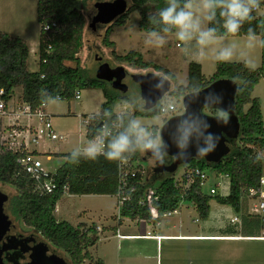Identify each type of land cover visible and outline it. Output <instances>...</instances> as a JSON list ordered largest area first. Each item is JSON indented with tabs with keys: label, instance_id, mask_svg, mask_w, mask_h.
I'll use <instances>...</instances> for the list:
<instances>
[{
	"label": "trees",
	"instance_id": "1",
	"mask_svg": "<svg viewBox=\"0 0 264 264\" xmlns=\"http://www.w3.org/2000/svg\"><path fill=\"white\" fill-rule=\"evenodd\" d=\"M77 1L79 0H36V17L40 26L36 72L27 70L29 57L27 42L0 32V91L3 92L0 100H11L15 96V89H20L18 100L28 104L34 111L42 104L46 105L49 101L56 100L57 97H60V101H71L77 92L100 90L104 98L100 113L89 117L86 125V138L91 140L98 134L100 125L110 126L111 123L119 121L122 131L128 122L140 113L135 110L130 114L124 113L118 119L113 107L116 103L127 102L128 97L112 90L107 83L97 80L95 76L90 77L80 66L79 53L83 46L86 20L74 7ZM187 2L189 0H179L180 7H184ZM129 3L127 10L106 28L101 43L111 50V56L120 64L126 63L133 69L161 70L152 63L143 62L141 55L136 52L117 56L114 51L115 45L110 42L109 37L115 28L127 24L133 12L140 15L141 31L156 35L174 34L176 28L165 25L159 16L160 11L168 6V0H129ZM263 8L264 0H261L258 9ZM223 25L224 18L220 16V9H217L216 17L208 21V29H215L214 37H248L249 30L259 37L260 67L253 70L245 63L218 62L212 77L206 79L201 73L200 65L191 64L186 85L179 86L170 93V96L178 101L185 95L202 90L219 79L236 82L240 86L234 102V114L240 124L237 145L236 142L232 145L236 147L232 148L230 154L218 164L208 165L203 160H192L185 166L181 180H176L174 174H154V178L161 179V183L153 194L149 193L144 176L138 174L135 181L141 184L136 186L135 193L121 206L119 213L121 218L156 224L162 214L178 210L183 202H188L195 206L200 219H207L211 197L201 193L200 180L195 178L194 182L185 188L188 184L186 172L191 167L203 172L211 168L217 175L229 179L228 194L224 197L215 195L214 199L217 204L227 206L235 213H240L241 199L246 196L247 191L258 187L263 177L261 154L264 153V126L260 103L258 99L252 98L251 94L255 85L264 78V15L251 13V19L242 22L241 28L235 34L228 33ZM46 26L49 27L48 31H44ZM166 28L168 31H165ZM48 48L50 53L46 54ZM66 63H72L74 66H68ZM164 73L174 79L167 70H164ZM246 107L248 108L245 109ZM211 113L212 115L209 116H218L216 110H211ZM145 115L157 116L158 110L154 108ZM150 133L159 137L155 127L151 128ZM27 153L0 151V185L10 186L16 191V195L9 202V211L13 217L53 249L62 251L67 256L69 264L85 262L102 264L101 261L94 260L88 252L99 241L97 229L86 228L83 224L74 227L66 222H58L54 217L56 204L65 194L114 197L119 188L120 161L129 159L130 164H133L137 170L143 171L138 163L142 152L136 150L126 153L124 158L118 161H109L103 155L92 161L80 154L77 157L79 164L71 163L72 154H65L63 164L53 175L57 189L52 194L41 192L37 188L38 183L18 165L17 160ZM65 157L69 159L66 161ZM164 160L165 165L171 163V159L167 156H164ZM152 210L157 213L158 218L151 217ZM252 221L257 229H261L258 218L248 214L242 217L244 225Z\"/></svg>",
	"mask_w": 264,
	"mask_h": 264
},
{
	"label": "rangeland",
	"instance_id": "2",
	"mask_svg": "<svg viewBox=\"0 0 264 264\" xmlns=\"http://www.w3.org/2000/svg\"><path fill=\"white\" fill-rule=\"evenodd\" d=\"M25 1L26 10L22 12V21L24 22V28L30 32L28 36L29 43L27 42L29 47L27 70L29 72H36L38 70L36 0ZM113 1L114 0H79L75 4L74 7L77 8L81 14H83L86 20L83 34V46L79 53L80 66L87 71L90 77L95 76L100 63H107L111 68L122 67L126 74L125 80L122 83L127 87L125 95L128 97V101L116 103L113 107V112H125L130 114L137 110L140 115L137 116L135 120L139 122V124L148 132H150L151 128L155 127L159 134V130L164 124V121L171 118L172 113L164 117L159 115L147 117L145 115L146 112L140 110L138 106L140 93L137 82L142 75L153 74L170 81V90L164 95L161 102L174 104L176 107L174 115H179L183 112L182 98L177 101L170 96V93L176 90L179 86L186 85L188 70L191 64L200 65L202 75L206 79H210L215 72L216 64L218 62H225L217 60L218 53L224 48L231 47L233 49V55L231 59L225 63H245L248 68L253 70L260 67V39L257 36H255V40L252 41L253 47L251 48L248 47L249 39L244 37H214L211 42L201 46L197 43L195 34L192 40L180 41L177 38V29L175 33L171 35H153L141 31L139 28L140 15L137 12H133L130 15L129 20L124 27L115 28L111 32L109 40L114 43V51L117 56H125L129 52H136L141 55L143 62L152 63L161 68V70L156 71L153 68L145 70L133 69L126 63L120 64L111 56V50L105 48L101 43L104 32L109 25H99L94 21L97 16L96 6ZM125 1L127 2V6H130L129 0ZM190 2L192 4L190 10L193 11L194 18L200 20V27L202 30H207L208 21L206 17L208 13L202 8L201 0H191ZM0 9L3 10V14L8 11L4 7H0ZM3 14L0 15V32L6 33L9 27L17 26L18 23L13 18L12 14ZM260 14L264 15V8L259 9L257 15ZM1 21L5 23V26H3ZM161 40H163L162 44L160 43ZM97 59H100V61L98 62ZM66 64L68 66H74L72 63ZM164 70H167L174 77V79L167 76L164 73ZM19 95L20 89H15L14 97L17 98ZM79 95L80 100H52L46 105V112L51 116V124L54 131L57 134L64 135L65 140H45L44 142H39L38 146H33V144L30 146L31 150H37L39 152L40 155L38 158L42 164V169L50 174H55L59 167L63 164V156L65 154H72L76 150H79L82 154L83 148L90 141L85 138V122L82 115H88L89 117L92 113H95L100 101L103 99V95L100 90L80 91ZM251 97L258 99L260 103L261 116L264 126V78L255 85ZM247 108L248 107L245 109ZM203 113L206 115H212L211 110L209 109H204ZM217 114L219 116L218 111ZM234 147L236 146H231V149ZM261 156L262 175L264 177V153H262ZM138 163L143 169L144 179L148 183V191L152 194L161 183V179L154 178V161L153 159L146 157L144 152H142ZM185 169V166L177 168L174 173L176 180H181L180 178ZM205 175L206 180L201 186V193L205 196L211 197L209 201L210 213L208 218L200 219L196 210L188 202H183L177 210V212H182L185 222L184 228L188 231H196L204 224V222L212 223L213 215L220 209L218 204L215 202V196L209 195L210 189L216 191V196L224 197L228 193L229 179L227 177L217 175L211 168H207L205 170ZM222 185L226 186L225 190L221 187ZM187 187L188 184L185 188ZM0 192L6 199L5 206L7 208V214L11 221L15 222L16 219L9 211V202L10 199L16 195V191L10 186L0 185ZM241 203H246V209L247 205L250 204L246 197L241 199ZM118 214L119 211L116 208V199L113 196L93 198L69 196L65 194L56 204L54 217L58 222H66L74 227L77 226L78 223H85L88 226H92L93 224L105 226L108 223H111V216H118ZM230 218L240 219L239 214L234 211H231ZM162 219L164 222H168L170 220L168 217ZM19 223L22 226L21 222ZM254 224V221L247 223L251 230L256 228ZM259 232H261V230H259ZM199 246L202 251V255H204L205 258L203 259L204 264H226L225 262H222L224 261L223 258H226L227 262L230 264H264V241L221 244L204 243ZM50 248L69 262L67 256L62 251L55 250L51 246ZM219 248H224L225 252L231 253L233 258L224 252L223 254L220 253L222 251H220ZM98 249H100V244ZM96 251L95 248L90 251L93 257L97 254ZM84 264L88 263L85 262Z\"/></svg>",
	"mask_w": 264,
	"mask_h": 264
},
{
	"label": "water",
	"instance_id": "3",
	"mask_svg": "<svg viewBox=\"0 0 264 264\" xmlns=\"http://www.w3.org/2000/svg\"><path fill=\"white\" fill-rule=\"evenodd\" d=\"M97 16L94 21L99 25H110L114 20L127 10L125 0H114L96 6ZM98 62L100 59H97ZM126 74L122 67L111 68L107 63H101L95 73L97 80L103 81L109 87L121 94L127 92V87L121 81ZM137 85L139 87L138 106L140 110L148 112L155 108L166 93L170 90V81L153 74L142 75ZM240 86L229 79H219L212 82L202 90L189 93L182 97L183 112L166 120L159 130V137L163 142L161 152L171 159L168 165L161 164L153 154L144 152L145 156L153 159V174L173 175L180 166L188 165L192 160H203L206 164H218L228 156L231 146L235 144L240 134V124L234 114L235 96ZM204 109L224 110L228 112L227 123L219 116H209L203 113ZM195 121L204 132V137L211 135L214 149L206 156L199 155L200 148H206L207 144L203 137L193 136L185 148L178 146L179 136L177 128L182 121ZM204 125H207L205 128ZM6 199L0 192V229L9 226L8 214L6 211ZM40 238L39 236H36ZM41 239V238H40ZM37 251L33 252V262L30 264H69L63 257L54 250H50L46 242L39 243ZM0 258V264H3Z\"/></svg>",
	"mask_w": 264,
	"mask_h": 264
},
{
	"label": "crops",
	"instance_id": "4",
	"mask_svg": "<svg viewBox=\"0 0 264 264\" xmlns=\"http://www.w3.org/2000/svg\"><path fill=\"white\" fill-rule=\"evenodd\" d=\"M0 7H4L8 10L5 14H3V10L0 9V15L12 14L13 18L18 23L17 26L9 27L6 34L11 37L24 39L29 43L28 36L30 32L24 28V22L22 21V12L26 10V1H0ZM1 23L5 26L3 21H1ZM37 28L39 37L40 26L38 23ZM242 37L248 38L245 36ZM11 100L18 101V97H13ZM103 102L104 98L100 101L96 112L92 113L89 117L96 116L100 113V107ZM82 117H84L85 122L86 138V125L89 117L88 115H82ZM2 123L6 124L5 120H3ZM18 124L23 127H29L31 134L33 133L35 126H37L35 120L20 119ZM30 146L31 144L28 146L27 152L35 153L37 154L36 156H39V152L37 150H31ZM33 146L36 145L33 144ZM79 197L103 198L108 196L84 195ZM245 204L241 203V211L240 213H237L240 218L239 224L230 223V213L233 211L231 208L218 204L220 209L213 215L212 223L204 222V224L196 231H188L184 228L185 222L182 212L170 215L168 217L170 219L168 222H164L161 218L156 224L145 221H131L123 219L119 216V214L118 216H111V223H108L105 226L96 224L88 226L85 223L78 224H83L86 228L92 227L95 230L99 229L96 230L99 241L94 247L90 248L88 252L90 253V251L95 248V251L97 250V254L95 252L96 255L94 257L91 253L90 255L94 260L101 261L102 264H201L205 258L204 255H202V251L199 246L200 244H221L249 241L263 242L262 240L255 239L256 237H253L258 236L260 234L259 230L261 229L255 228L254 230H251L247 224L244 225L242 223V217L247 215ZM191 205L195 209V206L193 204ZM99 244L100 249H98ZM219 250L222 251L220 253L223 254L224 252L232 257L231 253L225 252L224 248H219ZM223 259L224 261L222 262L230 264L227 262L226 258Z\"/></svg>",
	"mask_w": 264,
	"mask_h": 264
},
{
	"label": "clouds",
	"instance_id": "5",
	"mask_svg": "<svg viewBox=\"0 0 264 264\" xmlns=\"http://www.w3.org/2000/svg\"><path fill=\"white\" fill-rule=\"evenodd\" d=\"M261 0H201L202 8L207 11L206 19L212 21L216 17V10L220 9V16L224 18V28L228 33L235 34L242 26V22L251 19V13L259 7ZM192 4L185 3L184 7H180L179 0H168V6L160 11V20L165 25H170L176 28L177 38L180 41L192 40L194 34L197 43L204 46L214 39L215 29L209 28L202 30L200 27V20L194 18V13L191 11ZM165 31H168L166 28ZM155 35V33H153ZM248 47H253L252 41L255 40V35L249 30ZM163 43V40L160 41ZM233 55V49L227 47L222 49L218 55V61H229ZM229 118L228 112L220 110L218 119H222L227 123ZM206 128L207 125H204ZM179 136L178 146L185 148L189 140L193 136L203 137L207 144L206 148L199 149L201 157L206 156L214 149L213 138L211 135L204 137L200 125L195 121L184 120L177 128ZM107 138V143L105 142ZM163 142L160 137L154 136L142 127L139 122L132 119L127 126L115 135H112L107 129H102L100 134L94 139L90 140L83 148L82 155L87 160H96L103 155L109 161H118L124 158L126 153L135 152H151L153 156L159 159L163 164L164 154L161 152ZM81 154L79 150L72 153L71 163L79 164L77 157ZM69 158L65 157L67 161Z\"/></svg>",
	"mask_w": 264,
	"mask_h": 264
},
{
	"label": "built area",
	"instance_id": "6",
	"mask_svg": "<svg viewBox=\"0 0 264 264\" xmlns=\"http://www.w3.org/2000/svg\"><path fill=\"white\" fill-rule=\"evenodd\" d=\"M259 11L256 8L252 13L257 14ZM49 27H44V31H48ZM46 54L50 53V48L45 51ZM80 92H77L74 96L75 100H79ZM3 92L0 91V95ZM56 100H60V97H57ZM155 108L158 110L159 116H166L172 113L173 116L176 107L172 103L161 102L159 101ZM123 112L115 114L119 119ZM182 114V113H180ZM179 114V115H180ZM35 120L37 126H35L33 133L31 134L29 127H23L18 124L19 120ZM5 120L6 124H3L2 121ZM88 122V120H87ZM102 129H107L112 135H115L120 131L119 121L116 123H111L110 126L100 125L98 134H96L91 140H94L101 132ZM107 139V138H106ZM64 141L65 136L62 134H57L51 124V117L45 111V104H42L36 110H31L28 104H25L21 101H5L0 100V151H9V152H19L26 151L30 144L37 145L42 141ZM106 142V141H105ZM18 165L24 170V172L33 178L37 183V188L41 192L46 194H52L57 189V185L54 182L53 175L42 169V164L39 161L38 156H33L29 152L19 160H17ZM144 176V172L137 170L133 164H130L129 159H122L119 163V188L116 195L114 196L117 202V209L120 212L121 206L126 203L132 194L136 191V186L141 184L137 182V175ZM198 178L200 180V186L203 185L206 180L205 172L200 171L198 168H190L186 172V181L188 186L192 184ZM218 186V185H217ZM224 190L226 189L225 185L221 186ZM66 192V188L64 189ZM155 193V192H154ZM151 194V193H150ZM153 194V193H152ZM210 196H215L216 191L210 189ZM246 199L250 202L247 205V214L258 218L260 221L261 232L258 237L255 239L264 241V177L259 181V185L256 188H251L246 193ZM181 206V205H180ZM177 210L166 212L160 217L165 218L169 217L172 214H175ZM150 215L153 219L158 218L157 213L152 210ZM230 223H240L239 219L232 218ZM99 230V229H97ZM263 232V233H262Z\"/></svg>",
	"mask_w": 264,
	"mask_h": 264
},
{
	"label": "flooded vegetation",
	"instance_id": "7",
	"mask_svg": "<svg viewBox=\"0 0 264 264\" xmlns=\"http://www.w3.org/2000/svg\"><path fill=\"white\" fill-rule=\"evenodd\" d=\"M101 64V63H100ZM99 64V65H100ZM126 77V76H125ZM125 78L121 81L123 82ZM7 210V208H6ZM9 219V226L0 229V258L3 264H30L33 255L44 241L23 228L20 223ZM49 246V245H48ZM50 250V246L48 247ZM33 251V252H32Z\"/></svg>",
	"mask_w": 264,
	"mask_h": 264
}]
</instances>
